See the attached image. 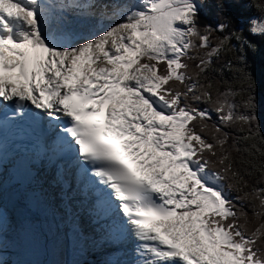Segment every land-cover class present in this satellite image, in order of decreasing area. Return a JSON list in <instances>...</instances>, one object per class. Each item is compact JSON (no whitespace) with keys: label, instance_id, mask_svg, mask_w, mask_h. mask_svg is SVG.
<instances>
[{"label":"snow or ice","instance_id":"obj_1","mask_svg":"<svg viewBox=\"0 0 264 264\" xmlns=\"http://www.w3.org/2000/svg\"><path fill=\"white\" fill-rule=\"evenodd\" d=\"M206 3L0 0V264L9 234L71 264H264V0Z\"/></svg>","mask_w":264,"mask_h":264},{"label":"trees","instance_id":"obj_2","mask_svg":"<svg viewBox=\"0 0 264 264\" xmlns=\"http://www.w3.org/2000/svg\"><path fill=\"white\" fill-rule=\"evenodd\" d=\"M224 2V9L218 10L215 6V0H207L205 7L201 11L199 23L212 22L215 24V22L221 19L222 16H228L231 18L232 23L235 24L246 21L247 18L251 16H256L260 7V0H251L252 7H248L249 0H224ZM196 54V52L190 53V55ZM225 58V55L222 53L220 60L216 61V63L222 64ZM185 62L189 64L190 70L195 71L194 64L196 61L192 60ZM247 68L255 81V89L253 93L256 105L255 112L259 118L260 127L264 130V50L261 49L259 44L255 54L248 53ZM237 100H239V97H237ZM233 155H235V153ZM234 195H236L234 191L229 193L230 198ZM244 209L249 212V219L251 221V210L248 208L247 203L244 204ZM255 226V223L249 224L250 228H254ZM261 242L262 241L259 239L257 240V243Z\"/></svg>","mask_w":264,"mask_h":264},{"label":"rangeland","instance_id":"obj_3","mask_svg":"<svg viewBox=\"0 0 264 264\" xmlns=\"http://www.w3.org/2000/svg\"><path fill=\"white\" fill-rule=\"evenodd\" d=\"M43 237L37 236L28 239H16L11 234L5 236L2 249L3 258L12 261V264H64L74 258L70 255H61L58 251L56 257L52 251L46 252ZM54 253L56 251H53ZM99 257V256H98ZM96 260V258H94Z\"/></svg>","mask_w":264,"mask_h":264},{"label":"bare ground","instance_id":"obj_4","mask_svg":"<svg viewBox=\"0 0 264 264\" xmlns=\"http://www.w3.org/2000/svg\"><path fill=\"white\" fill-rule=\"evenodd\" d=\"M89 232H90V231H89ZM89 235L91 236V234H89ZM43 246H44L46 252H48V251H52V249H51V245H49L48 247H45V245L43 244ZM57 252H58V251H56V252L54 253V252L52 251V253L54 254L55 257H56Z\"/></svg>","mask_w":264,"mask_h":264}]
</instances>
